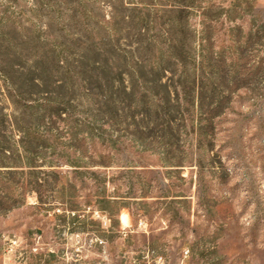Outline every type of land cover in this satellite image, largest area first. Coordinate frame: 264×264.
<instances>
[{"label":"rangeland","instance_id":"374dc122","mask_svg":"<svg viewBox=\"0 0 264 264\" xmlns=\"http://www.w3.org/2000/svg\"><path fill=\"white\" fill-rule=\"evenodd\" d=\"M18 68L108 121L117 166L60 157L68 208L0 214V264H264V0H0V71Z\"/></svg>","mask_w":264,"mask_h":264},{"label":"trees","instance_id":"16d2710c","mask_svg":"<svg viewBox=\"0 0 264 264\" xmlns=\"http://www.w3.org/2000/svg\"><path fill=\"white\" fill-rule=\"evenodd\" d=\"M12 72L40 86L38 93L43 95L33 97L26 90L13 87ZM0 80V214L25 206L31 195L36 196L41 208L53 209L61 204L67 209L70 201L61 199L62 190L49 187V177L60 174L56 168L62 165L59 158L64 156H72L66 163L74 168L73 172L81 167L117 166L112 153L116 140L107 137L113 136L108 128L111 124L97 118L99 113L86 115L82 110L73 116L70 107L73 104L48 96L49 91L41 87L42 75L36 70L0 71ZM197 85L195 82L190 99L194 111L201 110L197 97L201 85L199 89ZM76 105L82 108L84 103L81 100ZM221 107L222 104L215 106L214 110ZM200 129L201 123L197 124V130ZM60 147L71 152L66 153ZM89 151L92 153L88 154ZM113 200L116 204L111 209L101 207L110 216L129 207L127 202Z\"/></svg>","mask_w":264,"mask_h":264}]
</instances>
